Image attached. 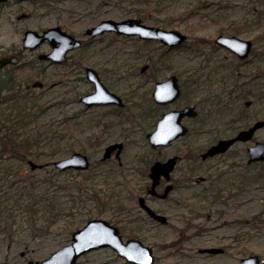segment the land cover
I'll use <instances>...</instances> for the list:
<instances>
[{
  "label": "rangeland",
  "instance_id": "374dc122",
  "mask_svg": "<svg viewBox=\"0 0 264 264\" xmlns=\"http://www.w3.org/2000/svg\"><path fill=\"white\" fill-rule=\"evenodd\" d=\"M131 17H143L147 24L177 29L188 35L186 46L170 52L172 66L159 78H165L171 71L179 73L181 81L187 84L184 102L197 103L200 109V116L192 121L195 134L176 141L165 153L181 151L186 156L173 173L177 190L171 194L170 200L157 204L171 218L170 224L154 225L152 231L138 230L137 234L145 244L154 247V264H224L227 260L222 257H169L177 250L172 244L181 227L177 203L181 199L213 203L211 212L215 218L208 227L227 221L230 225L219 230L218 234L221 238L227 236V239L216 240L215 233L208 232L202 242H192L191 249L225 242L232 245L234 264H238L240 256L254 253L260 255L261 264H264V161L247 163L246 146L252 142L235 145L221 159L206 163L197 161L194 174H189L191 163L186 153L191 147L200 149L206 146L216 134H230L257 118L264 119V76L259 80L254 77L259 69L264 73V0L0 2V52L20 55L19 64L0 71V85L12 76L21 87H30L34 95L39 96L38 104L33 108L36 115L32 123L41 138L36 147L39 157L30 156L29 159L52 163L73 151H81L92 161L87 171L63 172L53 164L32 170L28 160L23 162L17 156L0 155V197L4 202L0 206V264L42 260L69 243L72 232L87 220L112 218V211L101 207L102 203L94 192L100 198L99 193L108 195L111 188L122 201L133 206L136 201L134 189H145L148 178L140 171L145 169L149 159L157 157V152L151 150L144 137L145 131L153 126V118L142 119L138 114L129 118V107L118 114L105 115L107 108L85 109L77 97L80 92L91 89L83 76L84 67L92 65L103 71L111 89L120 94H136L130 99L132 103L138 101L134 104L136 111L147 107L146 89L152 80L147 76H134L132 71L149 62V52L158 54L163 48L111 32L95 39L85 35L88 27L103 19ZM56 25L81 37L85 44L70 52L67 64L47 65L38 56L50 51L51 45L44 43L38 49L30 50L23 47V38L28 29L41 33ZM221 32L254 42L248 64L236 66L237 62L228 50L214 48V39ZM37 79L44 80L45 87L59 81L61 85L43 91L33 86ZM248 87L251 92L243 95L244 91L249 92ZM5 93L0 98V115L9 107L4 100ZM254 93L262 94V98H256ZM250 100L253 102L246 109ZM139 102L144 106H139ZM98 117L103 119L100 121ZM229 123L233 128H227ZM28 132V128L24 129V134ZM255 138L264 140V128L256 133ZM115 140L125 142L123 169L117 168L114 159L101 160L105 146ZM7 168L10 172L6 171ZM197 175H205L207 180L196 183L194 178ZM202 192L205 196H198ZM51 201L54 202L53 209L49 210ZM126 227L125 237H128L126 234L131 233L135 225ZM237 235L241 237L236 239ZM76 264L129 263L112 248L104 247L81 256Z\"/></svg>",
  "mask_w": 264,
  "mask_h": 264
},
{
  "label": "flooded vegetation",
  "instance_id": "af4514ba",
  "mask_svg": "<svg viewBox=\"0 0 264 264\" xmlns=\"http://www.w3.org/2000/svg\"><path fill=\"white\" fill-rule=\"evenodd\" d=\"M136 18V17H135ZM128 19V18H126ZM139 19H141L142 23L147 24L143 19V17H139ZM149 25V24H147ZM158 26V25H157ZM161 27V26H159ZM164 28V27H163ZM168 29V28H166ZM45 30V29H44ZM43 30V31H44ZM42 31V32H43ZM105 33H110V32H105ZM103 33V34H105ZM184 33V32H183ZM103 34L100 35H86V31H85V35L89 36L91 39H95V37H99L102 36ZM111 34H114L116 36L119 37H124V38H128V39H135L138 40L142 43L145 44H158L160 45V48H163V50L158 53V54H153V52H149L148 55V63H145L144 65H142L140 68H137L135 70L132 71L133 75H139L142 77L143 76H147V78L149 80H152V84L146 89V94H147V99L149 100L147 102V107L142 110V111H136L134 109V107H136L135 105L137 104V100L135 101V103H132V101L130 100L132 97H135L136 94H134V92L132 93H124V94H120L119 92L111 89L107 83V79L105 77H103L104 73L102 70H98L96 67L92 66V65H86L84 67V76L83 78L86 79L87 83L90 85L91 89L80 92L78 97V101L81 102L84 105L85 109H90V108H95V107H105L107 108L105 115L107 114H118L121 111H125V109H127L128 107L131 108V112L129 113V118L130 117H135L136 114H138L140 116V118L145 119L148 118L149 116L153 118V126L152 128L148 129L145 131L144 137L147 139L151 150L156 151L157 152V157H153L151 159L148 160L145 169H141L140 174L142 176H145L146 178H148V182L145 185V189H134V194H135V205L133 206H129L127 203H125L124 201L121 200L120 197L117 196V194L115 193V191L113 192L112 189H108V192H110L108 195H106V192H101L99 193L100 198L98 197L97 199L102 203V208L105 209H109L112 211V218H104V217H96V218H101V219H105L107 220L110 224L115 225L118 230H119V235L121 236L122 240L124 242H126L129 239H137L140 240L144 243V239L141 237L140 234H137L138 230L144 231V230H148V231H152L155 226L157 225H168L170 224V220L171 218L169 217V215L166 213V211L164 209H161L160 207L157 206L158 203H164L165 201L170 200L171 198V194L177 190L176 187L177 185L174 183V177H173V173L176 170L178 164L186 159L185 153L178 151V152H172V153H166V150L171 147L176 141L178 140H182L186 137H190L193 134H195L196 129L192 123V121H195L199 116H200V109L197 103H193V102H184V99L186 97L187 94V84H184V82L181 81V76L179 73H176L174 71H171L165 78H159L164 70L170 68L172 65H170V62L172 61L173 58L170 57V52L175 50L176 48L179 47H184L186 46V44H188V35H187V39L185 41H183L180 44L174 45V46H169L167 44L162 43L160 40L158 39H143L140 38L138 35H127V34H119L116 32H111ZM220 35H225V36H233L236 34H227V33H218L214 39V48H218V49H225L228 50L229 53L232 55L233 58H235L236 60V66H242V64H248L251 61V54L254 51V42L249 39V38H243L240 37L238 35V37L242 38V39H246V40H251L252 42V47L251 50L249 52V54L246 57H241L237 52L233 51L232 49L223 46L221 44H219L217 42V38ZM77 37V36H76ZM81 40V45L78 48L72 49L68 52V54L66 55V59L62 62H58V61H54L50 58H45L46 54H49L52 51L53 45L51 43V41H49L48 39H46L44 42H42L39 46H41L44 43H48L51 45V50L45 53H40L39 54V59L41 61H45L47 62V65H64L67 64V60H68V55L70 54L71 51L79 49L81 47L84 46V41L81 37H77ZM59 44V42H57ZM199 44V43H198ZM39 46H37L35 49H38ZM28 49V48H27ZM35 49H30V50H35ZM0 56H12V55H5L2 54V52H0ZM15 56L18 57V59L20 58L19 53H17ZM151 62V63H150ZM19 64V63H18ZM10 65H15V64H6L5 66H3L1 70H4L9 67ZM88 68H92L93 70H95L101 80V82L114 94L118 95L121 98V103H117V102H111V103H100V104H93L91 106H89L86 102H84L82 99L85 95H88L92 92H94L96 90L95 87V83L89 79L88 77ZM170 71V70H169ZM145 73V74H143ZM251 75V73H250ZM172 76H175L177 79V83L179 85V88L181 90L180 95L173 101L171 102H167V103H160L157 102L154 98L153 92L156 86V83L158 81H164ZM262 76H264V73L261 72V70L259 69L257 71V73L254 75L255 78H257L259 80V78H261ZM255 80V79H254ZM192 81L196 82V79H193ZM40 82V84L35 85V83ZM148 82V81H147ZM11 83H15V87L12 86ZM61 85V82H54L52 84H50L48 87H45V81L41 80V79H37L33 82V86L36 88H40L41 90L45 91V90H49V89H53L56 88L58 86ZM14 87V88H11ZM30 87H26L23 88L21 87V83L15 81L13 79L12 76L8 77L6 79V81H4V84L0 85V90L1 92H7L5 94H8L10 92H12L13 90H19L20 93L22 95L25 96H30V97H36L31 90ZM248 91H244L243 95H248L251 92V89L248 87ZM2 93V95H4ZM256 98L261 99L262 98V94H256L254 93ZM139 95V94H137ZM258 95V96H257ZM253 101H249L245 107L246 109L249 108L251 106ZM135 104V105H134ZM180 104V105H179ZM139 106L143 107V103L139 102L138 103ZM186 107H194V110L196 111L195 114L193 115H189V114H185L182 116L181 118V124L182 126L186 127L187 130L186 132L178 135L176 138L172 139L171 142L168 145H158V146H153L152 142L150 141L148 134L155 131L157 129V125L160 119L164 118V115L166 113H169L171 111H176V110H182ZM137 108V107H136ZM134 109V111H133ZM13 110V108H11V105L8 107V109L6 110V116L5 118H7L8 120L6 121V123H4V120L2 119L1 115V131H0V141L1 138L3 137H10L12 136V138L15 139H23L24 137V129L19 127L17 129L11 128V121H9V116H10V111ZM12 117L14 115H11ZM101 119H103V117H98V120L101 121ZM239 121L240 119H236V121ZM264 119H255L253 121H251L249 124H247L244 127H241L240 129L236 130L235 132H232L230 134H216L213 136L212 140L207 143L206 146L201 147L200 149L197 147H191L189 149V151H187L186 153H188V162L191 163L190 167H189V174H194L195 173V167H196V162L199 161L200 163H206L209 160H217V159H221L222 157H224L225 155H227L232 148L239 144V143H243V144H248L250 141L252 142L251 144H248L246 146V152L248 155L247 158V163L251 164V163H255V162H261L264 160H256L253 162H248L249 159V148L254 145L257 141H264V140H258L255 138L256 133L261 129L264 128V126L257 128L254 133L252 138L248 139V140H237L235 142H233L232 144H230L224 151H220L217 152L214 155H210L207 157H203V154L208 151L209 148H211L214 145H217L221 140H227V139H231L235 136H237L242 130H247L250 127H252L256 122L261 121ZM97 122V121H96ZM234 122V121H233ZM228 129L229 128H233L232 123L228 124ZM56 128H54L55 130ZM196 136V135H195ZM8 140V138H7ZM113 144H121V148L116 147L114 150H112L111 154L109 157L104 158V154L106 152V148L110 145ZM125 148V142L122 140H115L113 142L108 143L103 151V154L101 156V160L102 161H110L112 159L116 160V166L119 169H123L124 167V161H123V151ZM120 150L119 156H117V152ZM74 152H81V151H73L71 152L69 155L73 154ZM85 155L88 156L89 160H90V166L88 169L86 170H80V169H74V168H70L69 170H77V171H87L91 168L92 165V161L90 156L85 153V152H81ZM8 157L11 155H7ZM15 156V155H12ZM3 157V155L1 156ZM5 157V156H4ZM176 158V163L174 166V169L171 171V179L167 180L166 177L164 175H161L159 182L156 184L155 187H152V182L153 179L151 177V168L152 166L155 164V162H166L168 161L170 158ZM6 158V157H5ZM55 161V160H54ZM54 161H52V163H44V166L46 165H50L53 164L54 165ZM43 166V167H44ZM198 177H202V179L200 181H197ZM207 180V176L205 175H197L194 178V181L196 183H200ZM168 184H172L173 188L169 189L167 191L166 186ZM133 189H130V191ZM139 190H141L139 192ZM215 190V189H214ZM198 196H205V192H202L200 194H198ZM102 199H107L106 201L102 200ZM108 199H115V201H111ZM184 199H181L178 203H177V207L178 210H180V214H179V221H180V228L178 229L179 231V235L177 237V239H175V243L172 244L173 248L177 249L175 251H173L171 254H169V257L172 256H179L181 258H193V257H200L201 255L204 257H222L225 258L227 261L224 264H234V254L232 253V251L230 250V247L232 246L231 244H225V242H214L211 244H207L204 246H198L195 249H191L192 246V242H202V239L204 236L208 235L209 233H215L213 235H215L217 238L216 240H225L227 239V236L224 237H220L218 234L219 230L222 231V228H225V226H229L230 223H228L227 221H224L219 223L218 226H215V224L211 225L208 227V225L211 223L210 221L214 220V214L211 212V207L213 205L212 204H206L203 203L202 201H183ZM186 200H189L188 198ZM110 202H114V203H110ZM112 206V207H111ZM150 208L151 210H153L154 214L151 213V211L148 209ZM159 216H164L165 220H162L161 218H159ZM219 219H217L218 221ZM222 220V219H221ZM133 225H135V228L133 231H131V233L126 234L125 237V229L128 228L126 226H130L132 227ZM155 225V226H154ZM129 227V228H130ZM211 230V231H210ZM136 232V233H135ZM139 233V232H138ZM239 237H241V235H237L236 239H239ZM149 245V244H148ZM152 247L153 249V253L155 255V250L154 247L152 245H149ZM111 248V247H110ZM256 254V253H254ZM251 255V254H250ZM250 255H247L245 257H248ZM258 255V259H259V264H261L262 259L260 257L259 254ZM121 257V256H120ZM240 256V258L238 259V264H242V259L245 258ZM124 260H126L129 264H136L133 262H129L126 258L122 257ZM232 260V261H231ZM29 261V260H28ZM27 261V262H28ZM78 261V260H77ZM155 261H156V255H155ZM26 262V264H27ZM77 263V262H76ZM155 263V262H154Z\"/></svg>",
  "mask_w": 264,
  "mask_h": 264
},
{
  "label": "water",
  "instance_id": "95a60500",
  "mask_svg": "<svg viewBox=\"0 0 264 264\" xmlns=\"http://www.w3.org/2000/svg\"><path fill=\"white\" fill-rule=\"evenodd\" d=\"M1 2L7 0H0ZM106 31H115L119 34L138 35L143 39H158L162 43L169 46H174L182 43L187 39V35L177 29H166L155 25H147L142 23L139 18H128L124 20H114L111 18L103 19L98 24L88 28L86 34L96 36ZM46 39L51 41L53 49L45 58H50L54 61L62 62L66 59L68 51L78 48L81 45V40L69 34L61 28L54 26L45 29L42 34L36 30H27L24 37V47L31 49L36 48ZM59 42V44L57 43ZM217 42L237 52L241 57H246L252 47L251 40L242 39L236 35L225 36L220 35ZM17 56L0 57V69L7 63H16ZM88 77L95 83L96 90L83 97V101L89 106L100 103H121V98L111 92L100 80L97 72L92 68H88ZM40 82L35 83V85ZM181 93L177 79L172 76L164 81L156 83L153 95L157 102L167 103L175 100ZM1 96V91H0ZM194 107H186L182 110H174L164 115L157 125V129L148 134L153 146L168 145L172 139L186 132L187 128L182 126L181 118L185 114H195ZM264 126V120L256 122L247 130H242L237 136L221 140L217 145L212 146L203 154V157L214 155L217 152L224 151L230 144L237 140H248L252 138L254 131ZM1 131V124H0ZM121 144H113L106 148L104 158L110 156L112 150L116 147L121 148ZM120 150L117 152L119 156ZM256 160H264V141H257L249 148L248 162ZM176 158H170L166 162H155L151 168V177L153 179L152 187H155L159 182L161 175H164L167 180L171 179V171L174 169ZM32 169L41 168L43 165L29 160ZM55 166L61 171L70 168L86 170L90 166V160L87 155L81 152L56 160ZM202 177H198L200 181ZM173 185L166 186L167 191L172 189ZM152 214L153 210L148 208ZM157 216V215H155ZM165 220L164 216H159ZM111 246L117 250L118 254L125 257L129 262L136 264H154L155 255L153 249L149 245H145L137 239H129L124 242L119 235V230L115 225L110 224L107 220L101 218H92L84 224L83 227L76 229L72 233L71 242L59 247L49 256L40 260H29L27 264H75L77 259L93 250L100 247ZM242 264H259L258 255H250L242 259Z\"/></svg>",
  "mask_w": 264,
  "mask_h": 264
},
{
  "label": "trees",
  "instance_id": "16d2710c",
  "mask_svg": "<svg viewBox=\"0 0 264 264\" xmlns=\"http://www.w3.org/2000/svg\"><path fill=\"white\" fill-rule=\"evenodd\" d=\"M11 84L15 87V83ZM4 100L9 103V106L11 105V108H13V110L10 111L9 116V121H11V128L17 129L21 127L25 130L28 128L29 132L24 135L23 139L20 140L12 138V136H8L6 138L2 137L0 141V155H15L19 158L20 161L26 162V160H28L30 156H37L36 147L41 141L38 128H32V123L33 121H35L33 117H35L36 115L33 113V108L37 106L38 98L25 96L22 95L19 90H13L12 92L5 94ZM6 114L7 113L3 111L1 115L4 123H6V121L8 120L7 118H5ZM11 115L14 116L12 117ZM37 157H39V155ZM6 171L10 172V168H7ZM93 195L97 197L98 193L94 192ZM53 203V201L49 203V210L53 209ZM3 204L4 202L2 201V197H0V206H2Z\"/></svg>",
  "mask_w": 264,
  "mask_h": 264
},
{
  "label": "bare ground",
  "instance_id": "6f19581e",
  "mask_svg": "<svg viewBox=\"0 0 264 264\" xmlns=\"http://www.w3.org/2000/svg\"><path fill=\"white\" fill-rule=\"evenodd\" d=\"M245 205H248V204L245 203Z\"/></svg>",
  "mask_w": 264,
  "mask_h": 264
}]
</instances>
